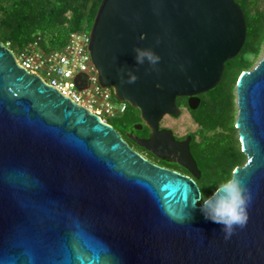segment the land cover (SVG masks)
I'll return each mask as SVG.
<instances>
[{"label":"water","instance_id":"95a60500","mask_svg":"<svg viewBox=\"0 0 264 264\" xmlns=\"http://www.w3.org/2000/svg\"><path fill=\"white\" fill-rule=\"evenodd\" d=\"M90 34L101 85L152 130L138 143L200 177L190 139L176 141L160 123L180 115L179 97L197 109L198 95L222 81L246 41L241 5L103 0ZM138 46L154 49L158 64H137ZM237 97L247 162L234 174L253 198L247 224L225 239L193 206L194 180L148 162L0 41V264H264V56L241 75Z\"/></svg>","mask_w":264,"mask_h":264},{"label":"trees","instance_id":"16d2710c","mask_svg":"<svg viewBox=\"0 0 264 264\" xmlns=\"http://www.w3.org/2000/svg\"><path fill=\"white\" fill-rule=\"evenodd\" d=\"M103 0H0V41L10 43L18 54L33 42L46 52L62 50L71 32H91ZM245 12L247 37L240 53L225 64L222 81L203 94L195 111L196 122L215 138L206 139L199 148L210 195L215 187L246 164L247 155L237 140L228 137L226 123L236 131L235 92L241 75L254 69L264 51V0H236ZM182 104L180 103V106ZM141 111L128 103V110L110 122L122 129L127 121L141 120ZM224 129L225 134L218 132ZM219 133V134H218Z\"/></svg>","mask_w":264,"mask_h":264},{"label":"built area","instance_id":"2783aa9c","mask_svg":"<svg viewBox=\"0 0 264 264\" xmlns=\"http://www.w3.org/2000/svg\"><path fill=\"white\" fill-rule=\"evenodd\" d=\"M90 41L89 32L74 31L62 50L46 52L38 42H33L18 54L14 53L18 64L27 72L41 77L64 96L110 124L109 120L128 110V102L120 101L112 88L101 85L89 50ZM6 45L10 48V43Z\"/></svg>","mask_w":264,"mask_h":264},{"label":"clouds","instance_id":"9594fccd","mask_svg":"<svg viewBox=\"0 0 264 264\" xmlns=\"http://www.w3.org/2000/svg\"><path fill=\"white\" fill-rule=\"evenodd\" d=\"M135 61L137 64H148L155 66L160 61V56L154 49L136 47ZM128 82L134 83L138 75L132 70L128 71ZM252 192L240 178L232 174L223 179L208 195L200 192L199 199H194L193 206L199 205L206 219L222 225L225 239L232 236L237 226L244 227L249 219V205L252 200Z\"/></svg>","mask_w":264,"mask_h":264},{"label":"flooded vegetation","instance_id":"af4514ba","mask_svg":"<svg viewBox=\"0 0 264 264\" xmlns=\"http://www.w3.org/2000/svg\"><path fill=\"white\" fill-rule=\"evenodd\" d=\"M205 94V93H203ZM198 95L199 98L202 100V96ZM180 103L182 104L180 106ZM177 105L181 109V113L178 116L175 115H167L165 116L161 123H160V130H169L173 132L175 140L178 142H184L187 139H190V149L191 153L197 162L198 169L200 170V177H197L193 172L189 169L185 168L184 166L180 165L178 162L172 160V158H161L155 155L152 151L144 148L141 146L138 141L142 139H148L151 136L152 130L146 125L145 121L142 119L138 120L134 123L131 121H127L122 129H116L120 135L122 136L123 140L128 144V146L143 158H145L151 164L161 167L165 170H169L172 172H176L184 177L194 180L200 188V191L204 192L205 187L208 185L206 180V175L204 171V166L201 162V154L199 152V148L204 146V142L206 139L215 138V133H208L206 132L195 120L194 113L199 109H193L190 106V97L184 96L179 97L177 99ZM183 115L188 116L191 123L196 126L194 130H189L186 132H181L177 128H175L173 122L172 124H167L168 118H173L177 120L181 118ZM142 128H138V127Z\"/></svg>","mask_w":264,"mask_h":264},{"label":"rangeland","instance_id":"374dc122","mask_svg":"<svg viewBox=\"0 0 264 264\" xmlns=\"http://www.w3.org/2000/svg\"><path fill=\"white\" fill-rule=\"evenodd\" d=\"M262 7L264 8V4H262ZM263 56H264V51L262 52L259 60H261L263 58ZM237 103H238V97H237V90H236V92H235V106H234L235 120L236 121H237V118H238V104ZM109 121L111 122V120H109ZM172 122H173L175 128H177L181 132L194 130L196 128V126L191 123L190 119L186 115H183L181 118H179L177 120H174L173 118H168L166 123L167 124H172ZM231 128H232V123L230 121H228L226 123V129H225L227 131V133H228V137H230L231 140L234 139V137H235V139L237 140V142L240 145L241 144V139H240V135H239L238 129L236 128V131L234 132ZM218 132H221V133L225 134L224 129H220ZM242 151H243V148H242Z\"/></svg>","mask_w":264,"mask_h":264}]
</instances>
